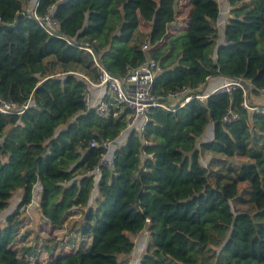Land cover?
<instances>
[{
    "label": "trees",
    "instance_id": "16d2710c",
    "mask_svg": "<svg viewBox=\"0 0 264 264\" xmlns=\"http://www.w3.org/2000/svg\"><path fill=\"white\" fill-rule=\"evenodd\" d=\"M130 1L36 0L38 16L52 12L50 34L32 16L31 0H0V97L22 111L0 113V213L21 194L0 227V264H39L14 248L19 216L35 197L41 219L72 235L51 241V264H118L144 230L150 239L138 264H264V114L241 106V90L175 112L153 108L137 132L127 128L128 111L84 112L86 81L76 74L95 80L97 60L122 76L151 58L162 69L153 84L160 101L211 78L241 80L257 95L264 0H227L224 22L219 0H187L186 26L159 44L138 27L121 37ZM227 108L237 121L223 123ZM101 141L113 143L114 160L96 173L105 152L91 143ZM206 155L239 162L251 212L231 207L236 181L210 183Z\"/></svg>",
    "mask_w": 264,
    "mask_h": 264
},
{
    "label": "built area",
    "instance_id": "2783aa9c",
    "mask_svg": "<svg viewBox=\"0 0 264 264\" xmlns=\"http://www.w3.org/2000/svg\"><path fill=\"white\" fill-rule=\"evenodd\" d=\"M37 3L34 5L32 16L48 33L53 34L56 22L52 17L51 10L44 16H38L35 12ZM142 49L148 50L147 45ZM92 53L91 49H88ZM97 77L95 80L76 73L85 81V87L82 90L81 98L84 105V112H94L100 118L109 115H117L123 111H128L127 128L135 129L137 132L145 130L148 122L147 114L153 108H161L165 111L175 112L179 108L188 105L195 100L199 104H204L207 98L215 94H232L237 89L241 90L243 101L241 106L251 112L264 114V105H253L250 103L252 95L249 85L241 80H226L225 82L206 92L204 86L196 90L184 87L174 92L168 93L163 101L154 96V80L161 73L162 69L159 64L148 58L136 67H127L122 76H115L109 73L97 60H94ZM103 90V97L96 101L93 97V90ZM99 93L98 97H100ZM260 97L264 98V88L258 91ZM97 97V98H98ZM27 108V105L24 106ZM22 111H16V105L10 100H4L0 97V113L15 114ZM239 119L237 112L227 108L223 117V123H232ZM111 141H101L91 143L92 147L101 148L104 154L95 167V172L99 173L101 168H111L114 160V151H112ZM139 261H128L127 259L119 261L118 264H138Z\"/></svg>",
    "mask_w": 264,
    "mask_h": 264
},
{
    "label": "rangeland",
    "instance_id": "374dc122",
    "mask_svg": "<svg viewBox=\"0 0 264 264\" xmlns=\"http://www.w3.org/2000/svg\"><path fill=\"white\" fill-rule=\"evenodd\" d=\"M31 2L33 5L36 0H31ZM219 4L225 17V15H228V2L227 0H219ZM188 10L187 0H132L123 8L125 25L123 26L121 37H126L132 28L138 27L150 36L152 43L159 44L168 34L175 33L186 26ZM221 20L223 21L222 17ZM254 96H252L250 103H264V98L259 95ZM211 132L212 128L209 125L205 129L203 140L209 139ZM201 163L207 168L208 178L212 185H223L231 181L238 183L239 198L231 201L233 209L246 212L252 211L248 200L249 183L244 179L238 161H221L206 155L202 157ZM20 197V192H15L10 199L9 207L0 213V227L3 226L6 216L17 207ZM19 220L21 225L18 227L19 235L14 248L21 249V251L26 250L32 262L37 260L39 264H51L52 259H50L49 255L57 251V245L51 243V241L54 239L67 241L72 236L71 234V236H65L64 232L54 231L50 225L41 219L36 197L32 204L20 214ZM149 239V237L146 238L145 234H140L134 238L136 248L143 247L141 249L143 251H140L139 255L142 256ZM70 250L69 248H64V251ZM128 261H131V259H128Z\"/></svg>",
    "mask_w": 264,
    "mask_h": 264
},
{
    "label": "crops",
    "instance_id": "0c3cea01",
    "mask_svg": "<svg viewBox=\"0 0 264 264\" xmlns=\"http://www.w3.org/2000/svg\"><path fill=\"white\" fill-rule=\"evenodd\" d=\"M222 18H223V22L225 21V19L227 18H225L224 17V13H222ZM226 80H218V79H214V78H211V79H208V81L206 82V84L204 85V90L206 91V92H208V91H210V90H212L214 87H216V86H218L219 84H221V83H223V82H225ZM99 93H101V95H100V97H98V95H99ZM252 96H254V95H252ZM93 97H95V100L96 101H99V100H101L102 99V97H103V90L101 91L100 89H94L93 90ZM98 97V98H97ZM255 97V96H254ZM258 98H260V97H258ZM261 99V98H260ZM262 100V99H261ZM264 102V101H263ZM253 105H264V103H261V104H258V103H255V104H253ZM124 137H125V135L123 136L122 135V138L120 137V140L121 141H123L122 142V144H124V142H125V140H123L124 139ZM121 144V145H122ZM140 234H145L146 235V238H148L149 236H148V233H147V231H142ZM139 234V235H140ZM138 236V235H137ZM136 236V237H137ZM141 249H143V247H137L136 248V246L134 247V249H133V251L131 252V254L128 256V258H127V260L128 259H131V261L132 262H135V261H139L140 259H141V255H139V253H140V251L142 252L143 250H141ZM136 250V251H135Z\"/></svg>",
    "mask_w": 264,
    "mask_h": 264
}]
</instances>
